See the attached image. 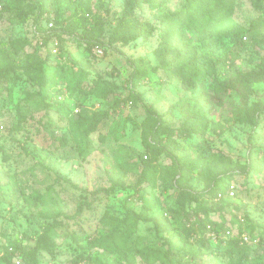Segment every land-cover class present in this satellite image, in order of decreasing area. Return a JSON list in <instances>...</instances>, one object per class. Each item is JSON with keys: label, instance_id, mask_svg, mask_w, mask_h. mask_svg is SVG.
Masks as SVG:
<instances>
[{"label": "rangeland", "instance_id": "obj_1", "mask_svg": "<svg viewBox=\"0 0 264 264\" xmlns=\"http://www.w3.org/2000/svg\"><path fill=\"white\" fill-rule=\"evenodd\" d=\"M130 1H92L94 15L103 22L100 37L103 46L89 50L85 44L67 40L63 52L59 46L55 49L54 44L39 50L42 56L52 51L47 74L57 73L58 85L65 93L62 99L74 113L80 108L75 106L76 97L74 100L65 90L66 85L60 86V64L75 65L72 71L77 67L87 69L89 79H99L101 86L111 90L106 98L91 96L87 101L92 112L108 114L93 136L96 151L87 158L79 154L69 134H65V143L52 137L55 126L58 135L67 129V121L47 109V103L58 95L57 92L45 89L40 97L37 87L28 82L0 84V244L20 239L33 248L38 234L45 227L58 223L52 236L56 247L54 255L71 258L87 250L88 239L106 232L107 222L101 220L104 213H123L127 208L139 211L135 194L146 202L151 187L135 190L136 164L142 162V155L147 154L149 159L155 155L147 151L143 135V121L148 116V108L153 107L173 128L182 126L189 118L187 114L205 112L208 130L205 135L193 138L196 145L201 144L205 150L218 151L243 164L259 165V172L234 171L235 181L230 190L234 196L223 197L211 206L214 209L220 206L229 220L235 218V228H239L238 221L242 224L243 235L252 244L247 264H264V81L255 84L250 93L248 90L232 92L223 99V105H218L217 101L201 100L200 88L199 92H192L165 71V64H168L179 73L191 59L201 66L208 62L216 64L215 77L209 76L205 84V93L213 95L210 86L215 78L219 82L233 81L237 72L260 70V66H264V0H237L232 18L218 26L214 38L204 40L199 33L177 26L174 36L169 37L172 30L168 24L183 11L189 0H138L135 17L140 30L137 39L124 46L112 41V37ZM36 5L71 17L78 8V0H37ZM37 6L32 15L39 12ZM251 24L255 30L245 34L242 43L233 44L220 38L227 29L238 26L249 29ZM32 29V22L19 24L9 20L6 14L0 17L1 42L30 37ZM137 70L143 77L138 88H133L131 79ZM18 73L25 78L21 70ZM27 94L34 97L27 100ZM131 96H135L136 101L129 100ZM254 106L259 107L257 126L240 120V117L253 114ZM50 122L54 123L52 127ZM190 153L198 155V148L194 147ZM160 160L165 164L170 162L164 155ZM118 161L127 162L132 170L128 171ZM190 181L194 192L206 191L196 174ZM33 191L44 195V200L37 205L31 197ZM175 194L174 191L165 192L153 213H164L165 203L176 210L172 214L174 223L165 236L177 241L178 247L189 250L191 242L185 238L183 228L195 219L190 222L185 218ZM222 217L216 216L217 219ZM233 224L227 223L228 226ZM138 234L142 236L143 246L156 248L158 238L151 224L141 223ZM208 238L212 245L216 244L211 236ZM194 248L199 249L197 245ZM94 255L100 256L103 263L114 260L109 253ZM51 257L44 252L39 260L47 264L52 261ZM137 264L153 263L142 260ZM183 264H229V260L217 251L204 249Z\"/></svg>", "mask_w": 264, "mask_h": 264}, {"label": "trees", "instance_id": "obj_2", "mask_svg": "<svg viewBox=\"0 0 264 264\" xmlns=\"http://www.w3.org/2000/svg\"><path fill=\"white\" fill-rule=\"evenodd\" d=\"M92 1L78 0L75 13L71 17H66L49 11L43 5L37 6V0H0V17L6 14L9 20L19 24L32 22L33 28L30 37L8 42L0 40V84L15 85L17 82H28L37 87L40 97L45 89L57 92L58 95L51 97V101L47 103V109L60 115L61 120H66L67 129L65 133L58 135L55 133L57 131L55 126L51 131L52 137L57 142L65 143V134H69L83 158H87L96 151L93 136L100 124L108 118L107 113L92 112L87 106V101L91 96L106 98L111 90L101 86L99 79L93 77L89 79L87 69L77 67L76 71H72L74 64V66H70L69 63L60 64L59 78L62 81L60 86L66 85L65 90L71 98L76 97L75 106L80 108L78 113H74L62 99L65 93L58 85L57 73L47 74V65L52 51H47V54L42 56L39 50L48 48L50 44L53 45L54 41H57L60 51L63 52V45L67 40L85 44L89 50L103 46L100 38L103 22L94 15ZM36 6L39 12L32 15ZM137 6L138 0H131L126 5L117 22L112 41H118L125 46L137 39L140 30L135 17ZM236 7L237 0H189L183 11L168 24V28L171 27L172 30L169 37L174 36L177 26L199 33L203 40L214 38L218 26L232 18ZM51 21L54 26L49 28ZM79 30H81L80 34L77 33ZM254 30L253 24L249 29L238 26L225 30L224 36L222 34L223 37L220 36V38L238 44L242 43L245 34ZM41 41L43 42L42 47L39 46ZM165 65L167 74L178 78V82L185 88L196 93L200 88L203 92L199 93L201 100L217 101L218 105H223V99L230 96L232 92L240 93L248 90L250 93L255 84L264 81V66L261 65L260 70L253 69L247 73L237 72L233 81L219 82L215 78L210 86L213 87V95H211L205 93V84L209 76L215 77L216 64L208 62L201 66L191 59L179 73H175L170 65ZM20 70L25 76L24 79L18 73ZM142 77L143 73L139 70L132 75L133 88H138ZM27 95V100L34 97L31 94ZM129 100L134 102L136 97L131 96ZM175 109H178V106ZM18 111L21 112L20 106ZM172 111L174 109H171ZM180 111L184 113L183 109ZM258 112L259 107L254 106L253 114L240 117V120L257 126L259 117H256V114ZM186 117L189 118H186L182 126L173 128L156 113L153 107L148 108V116L143 121L144 143L147 151L151 150L155 155L150 159L147 154L140 157L142 162L136 164L138 171L134 188L142 190L151 187V191L148 193L146 202L135 194L137 206H140L139 211L137 208H127L123 213H104L101 220L107 222V230L103 235L87 240V255L86 251L71 258L54 255L56 247L52 236L58 226V223H55L45 227L38 234L33 248L24 245L23 240L20 239L9 241L5 245L0 244V264H13L15 258L22 260L25 264H41L39 257L44 252L52 255V261L63 260L69 264H137L142 260L153 264H183L184 260L189 257L196 258L204 249L217 251V254L228 258L229 264H247L250 252H252V244L243 240L242 235L245 232L241 229L242 224L238 221L239 228H235L237 220L232 219L233 217L229 220L225 214H222L225 212L220 209V206L214 209L211 204L219 203L223 197L229 195L235 181L234 171L249 174L251 171L259 172L260 167L251 163L243 164L234 161L218 151L205 150L201 144L196 145L193 138L205 135L208 130V120L205 118L207 115L205 112L195 115L189 113ZM50 125L52 127L54 123L50 122ZM179 140L187 141V143L183 145ZM194 147L199 151L196 156L190 153ZM180 150L181 153L177 154L176 152ZM162 155L170 162L162 163L160 160ZM118 162L128 171L132 170V166L127 162ZM193 174H196L203 182L206 188L204 193L193 191L190 183ZM158 190H161L160 194L157 193ZM171 191L176 193V203L184 211L185 218L190 219V222L195 219L188 227L183 228L185 238L191 242L189 250L178 247L177 241L165 236L170 232V227L174 223L172 214L176 210L165 203L162 209L164 213L158 215L153 213L161 196ZM31 197L35 199L36 205L44 200V195H41L39 191H33ZM235 210L239 211L238 208ZM219 215H223L222 219L216 218ZM228 222L235 224L228 226ZM141 223L153 226V231L158 238L154 250L142 245V236L138 234ZM211 232L217 236L215 245H212L208 238ZM26 237L29 238L28 235ZM196 245L198 250L194 248ZM95 253L99 255L109 253L114 260L103 263L100 256L94 255Z\"/></svg>", "mask_w": 264, "mask_h": 264}, {"label": "built area", "instance_id": "obj_3", "mask_svg": "<svg viewBox=\"0 0 264 264\" xmlns=\"http://www.w3.org/2000/svg\"><path fill=\"white\" fill-rule=\"evenodd\" d=\"M54 26V23L53 21H51L49 23V28H52ZM54 46H55V49L58 47V42L57 41H54ZM39 46L42 47L43 46V42H39ZM100 53L102 52L101 50H98ZM76 113H78V111H75ZM229 196H234V193L231 191L229 193ZM219 198H221V196H219ZM208 229H210V227H208ZM228 235H230V233H228ZM209 236H211L214 240H216L217 236L215 233L211 232L209 234ZM243 240L245 242H248V237L246 235H243ZM10 251H12V249H10ZM13 264H25L22 260L18 259V258H15L13 260ZM47 264H69V262L67 261H63V260H56V261H51V262H48Z\"/></svg>", "mask_w": 264, "mask_h": 264}]
</instances>
